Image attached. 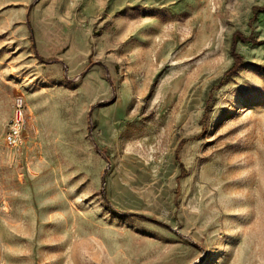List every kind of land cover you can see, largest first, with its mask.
<instances>
[{"label": "rangeland", "instance_id": "1", "mask_svg": "<svg viewBox=\"0 0 264 264\" xmlns=\"http://www.w3.org/2000/svg\"><path fill=\"white\" fill-rule=\"evenodd\" d=\"M85 6L0 0V264H264V0Z\"/></svg>", "mask_w": 264, "mask_h": 264}, {"label": "built area", "instance_id": "2", "mask_svg": "<svg viewBox=\"0 0 264 264\" xmlns=\"http://www.w3.org/2000/svg\"><path fill=\"white\" fill-rule=\"evenodd\" d=\"M28 108L22 95L13 99L12 114L4 129V141L10 147L20 148L25 143L24 130Z\"/></svg>", "mask_w": 264, "mask_h": 264}, {"label": "crops", "instance_id": "3", "mask_svg": "<svg viewBox=\"0 0 264 264\" xmlns=\"http://www.w3.org/2000/svg\"><path fill=\"white\" fill-rule=\"evenodd\" d=\"M84 1H85L86 6L83 9V14H86L89 16H97V13H98L97 10H99L98 0H84ZM98 28H99L98 25L91 24L88 27H80V29H78L80 33V35H78L79 37L78 41L82 48H85V49L90 48L94 42L98 41V34H97ZM86 56L87 55L84 50L83 57L85 58ZM97 120L100 121L102 125L106 124V121L102 116H99Z\"/></svg>", "mask_w": 264, "mask_h": 264}, {"label": "trees", "instance_id": "4", "mask_svg": "<svg viewBox=\"0 0 264 264\" xmlns=\"http://www.w3.org/2000/svg\"><path fill=\"white\" fill-rule=\"evenodd\" d=\"M232 54H233V56H234V64H233V66L227 71V73H229V72H234V71L240 66V64H241V62H242V55L235 51L234 46H232Z\"/></svg>", "mask_w": 264, "mask_h": 264}]
</instances>
